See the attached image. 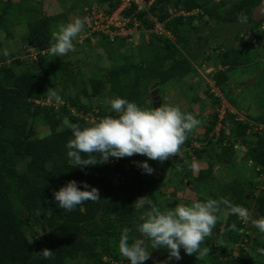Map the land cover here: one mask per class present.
<instances>
[{"label": "trees", "instance_id": "16d2710c", "mask_svg": "<svg viewBox=\"0 0 264 264\" xmlns=\"http://www.w3.org/2000/svg\"><path fill=\"white\" fill-rule=\"evenodd\" d=\"M33 2L26 1L22 7L25 10H20L27 11L30 16L26 20L28 31L23 41L36 53V58L29 51L26 55L31 56V60L9 52L5 56L0 42V264H69V261L76 264H127V259L118 250L121 233L124 228H129L133 236L138 235L136 225L147 219L149 211L147 204L135 207V201L147 196L162 211L174 208L172 204L164 207L161 201L162 188L170 184L166 181L169 171L172 173L170 180L175 175L180 177L172 193L174 197L186 189V178L191 185H196L194 192L206 193L207 197L199 198L201 202L227 198L234 205L253 210L256 218L264 216V188H259L260 177H264V114L239 121L237 114L227 111L220 121L216 109L208 117L204 137L194 139L193 131L188 133L179 155L164 162L134 155L110 158L107 163L81 170L70 162L65 147L73 136L64 123L65 118L70 124L83 129L106 116L116 117L110 106L99 105L97 109L93 106L92 99H101L104 93L112 99L119 97L135 102L142 109H154L150 96L153 85L158 83L163 86L196 72L198 56L190 50L192 37L196 36L204 46H209L213 37H218L221 28L244 23L242 10L251 12L255 0L235 1L232 6L227 0H158L152 13H161L160 20L174 38L150 32L140 47L142 53L139 59L122 55L123 63L105 69L102 76L91 80V92L86 88L73 91L85 81L72 61L49 57L51 32L59 23L69 22V13L43 15V2L39 8H33ZM15 3L14 0H0V4L4 5L0 10V30L6 31L9 37H12L10 29L21 22L20 15H16L17 10L12 7ZM98 3L109 14L119 6L118 0H98ZM170 8H182L187 12L199 10V13L169 19ZM139 17L144 19V14ZM144 24L147 29L155 26L148 20ZM203 30L210 33L204 34ZM248 31L254 33V40L234 39L237 44L226 49L215 62L221 68L214 73L213 80L225 93L231 90L229 85L233 73L240 67L253 64L256 53L264 48V31H258L257 27ZM93 36L100 38L99 45L105 47L109 55L117 52L115 44L123 40L112 42L98 33ZM222 49L219 45L215 50ZM49 88L55 89L59 99L64 101L63 105L56 107L55 100L51 105L44 104L49 100L45 94ZM84 97L87 102L83 101ZM227 97L235 104L231 96ZM214 104L221 105L222 100L215 99ZM73 110L80 114L93 113L97 120L86 121ZM40 119L45 120L50 128L44 136L34 134V125ZM220 123L221 129L217 134ZM254 126L262 128L256 131L257 139L250 142ZM196 141L201 143L200 148L193 146ZM238 143L247 147L242 160L254 164L253 173L257 179L251 180L244 175L220 184L215 167L235 170ZM205 156L209 158L207 168L195 175L193 160H202ZM111 160L117 161L116 164H112ZM145 161L154 169L151 175L137 167V162ZM179 166H182L181 171H178ZM146 176H151V179ZM71 180L77 181L81 190H85L81 182L99 189L101 200L85 202L70 212L60 209L54 201L53 192ZM221 209L213 230L223 229V236L230 242L229 250L204 242L202 248L211 245L214 252H220L211 259L206 256L197 260L195 255L189 256L181 249L182 259L169 261L168 251L159 248V264L166 261L167 264H209V261L237 264L229 251L243 241L249 226L230 212L227 220H222L221 213L227 208L221 205ZM212 238V235L209 236L210 240ZM249 241L253 248L264 249L263 244L257 243L258 235L250 236ZM43 249L54 251L53 257L46 260L35 254ZM155 250L148 247L150 253ZM241 258L245 264H260L245 250H242ZM151 263V259L145 262Z\"/></svg>", "mask_w": 264, "mask_h": 264}, {"label": "clouds", "instance_id": "9594fccd", "mask_svg": "<svg viewBox=\"0 0 264 264\" xmlns=\"http://www.w3.org/2000/svg\"><path fill=\"white\" fill-rule=\"evenodd\" d=\"M87 19L76 17L66 24L57 25L51 32L48 49L50 54L63 57L71 52L74 49L73 40L83 31ZM4 55H8L7 50ZM45 94L49 100L60 98L54 88H49ZM107 103L117 114L116 117L106 116L83 129L70 124L65 118L64 123L73 134L65 147L67 157L74 167L84 170L89 166L107 163L110 158L120 159L134 155L146 156L153 161H167L179 155L188 133L200 124L198 119L183 113L178 106L162 104L152 110L142 109L135 102L119 97L110 99ZM137 167L148 175L154 172L146 161L137 162ZM192 169L196 171L197 165L193 164ZM81 183L85 190H81L77 181L71 180L66 186L53 192L54 201L60 209L70 212L85 202L101 200L99 189L87 182ZM145 204L149 206V211L147 219L136 225L138 235L133 236L129 228H124L120 236L118 250L129 264H145L151 258L148 247L153 250L166 249L169 261L181 260V249L189 256L195 255L197 260L204 259L210 249L202 248L201 245L216 228L221 205L242 221L250 219L248 209L232 204L227 198L219 201H193L191 205L178 204L175 208L162 211L145 196L138 198L134 206L138 208ZM252 223L260 233H264V216L252 220ZM232 228L235 229L234 224ZM259 251L264 253V249ZM35 254L47 260L53 257L54 251L43 249Z\"/></svg>", "mask_w": 264, "mask_h": 264}, {"label": "rangeland", "instance_id": "374dc122", "mask_svg": "<svg viewBox=\"0 0 264 264\" xmlns=\"http://www.w3.org/2000/svg\"><path fill=\"white\" fill-rule=\"evenodd\" d=\"M26 1H34L32 6L33 8H39L41 6V3L43 2V15H57L68 12L69 20L76 17L83 18L85 15L84 9L90 4L100 5L98 3V0H14V2L16 3L12 7L13 9L17 10L16 15H20L19 19H21V22L17 23V26H14L10 29L12 32V37H9L6 31L0 30V42L2 43L4 49L7 50V52L14 53L16 57H23L29 60H31V56L26 55L28 51L32 56H34L33 53L35 52L31 50V48H28V45L23 41V36L28 31L26 20L30 17L28 16L27 11H21L25 10L22 7L26 3ZM235 1L242 0H227L230 6H232L233 2ZM3 6V4H0V10L3 8ZM102 7L106 9L104 6ZM198 13L199 10H195L192 15ZM84 28L86 29L85 26ZM85 29H83L78 37L75 38L76 40L74 43V49L71 52L63 57L56 56L62 61H72L76 66V71L80 70L82 73L85 82L83 84H80L78 89L73 88V91H81L82 89L86 88L91 92V80L93 78L102 76L105 69L110 68L116 64L123 63L124 58L122 57V55H125L129 58L135 57L136 59H139L142 53L140 47L143 45V40H145L146 35L151 34L149 31L138 30L137 33H133L134 37L133 35L130 36L133 38L132 41H126L127 44L124 42V47H122V45L124 44L117 43L115 46L118 48V52L109 55L106 52V48L99 45L100 40L98 38H95V40H93L94 42L92 40L88 41V38L91 39L94 38V36H89L88 31H86ZM227 29L221 28L220 34L216 38L213 37V39L210 41L209 46H204L196 36L192 37L190 42V50L196 53L198 56L196 72L186 78L180 79L179 81L172 80L163 86L158 85L162 98L168 105L178 106L181 111L193 115L200 121L199 126L193 129L194 139L204 137L205 128L208 124V117L216 109L221 110L222 116L226 115H224L225 111H231L232 113L237 114L239 116V121H248L249 116L264 114V48L256 53L255 61L253 64L240 67L233 73L232 83L229 85L231 90H228L226 93L223 92L216 86V83L213 80L214 73H216V71L221 68V66H216L215 62L220 56H222L223 52L226 49L237 44V42L235 41L236 39L245 38L249 41L255 39L254 33L248 31L247 26L245 27V29H241L239 31L237 30L238 28L229 30ZM257 30L259 31V27H257ZM201 32H203L204 34L210 33H207V30H203ZM128 43L131 44L127 46ZM219 45H222L223 49L218 51L215 50ZM49 57L50 59H53L55 56L50 54ZM199 63H201V65H199ZM254 80L256 81L255 85L245 86V84L253 82ZM153 90L154 87L151 88V92ZM227 95L232 97V99L235 101V104L228 99ZM195 98L198 99L197 102L194 101ZM218 98L222 100L221 105L214 104L215 99ZM82 99L84 102L88 101L87 99H85V97ZM110 99L112 98L108 97L104 93L101 99H92V104L96 109L99 105L108 107L110 105L107 103V101H109ZM49 101L51 102V104H53V100ZM54 103L56 104V107H58L63 105L64 101L59 99L55 100ZM34 127V134L38 136H44L48 134V132H50V128L47 125V122L43 119H40L38 124H35ZM220 129L221 125L218 126L217 131H219ZM260 129L261 127L259 126L253 127V130L251 131V134L249 136L250 142H254L257 139L256 131H259ZM195 143L199 144V147L195 148L201 147V143H199L198 141H196ZM236 151L237 159L235 163L236 168L234 167V171L225 169L222 166L215 167V174L217 175L220 184L235 180L244 175H248V173V178H250L251 180L257 179L255 173H253L254 164L253 166H249L251 164L250 162H243L242 160V156L244 152L247 151V147L243 146L241 143H238L236 145ZM194 161L197 160L194 159L192 164L194 163ZM208 162L209 158L205 156V158L199 161V163H195L198 166L195 173L198 174L200 168H202V170L205 169L208 166ZM181 170L182 166H179L178 171ZM171 175L172 173L169 171L166 176V181L170 182V187L168 186V184H166L167 186L163 187L161 192V201L164 207H167L168 204H172V207L174 208L178 204L191 205L193 201H199L200 197H207L205 192H194L196 191V185H191L186 178V189H184L183 191H179L177 196L174 197L172 193L175 191V185L179 184L180 177H177L175 175V177L170 180V178L172 177ZM146 177L148 180L151 179V176ZM113 179H116V177L113 176ZM259 188L260 190L264 188V177H260ZM249 213L250 221H247V225L249 226L248 229L253 234L259 236V241L257 243H259V245H264V233H260L259 229L254 230L252 220L256 219V217L254 216L253 210H249ZM228 214L229 211L227 209H223L220 218L226 221L228 218ZM205 242L214 243V245L218 249H220L221 247H225L228 249V244L230 243L226 241L223 233L221 235H218V237L214 235L212 240L207 237L205 239ZM250 243V241L248 243L246 242L248 246V256L251 255L256 259L258 263L264 264V253L259 251L260 249L253 248L254 246ZM209 248L210 252L207 255L209 259H211L216 253L220 252V250H216V252H214L211 249V245H209ZM232 251L230 250L229 252L233 255L234 251ZM150 255V259L152 261L151 264H159V261L157 259L159 258L158 250L156 249L154 252L151 251ZM69 264L76 263H74L73 261H69ZM77 264L84 263L80 262ZM209 264H215V262L209 261Z\"/></svg>", "mask_w": 264, "mask_h": 264}, {"label": "built area", "instance_id": "2783aa9c", "mask_svg": "<svg viewBox=\"0 0 264 264\" xmlns=\"http://www.w3.org/2000/svg\"><path fill=\"white\" fill-rule=\"evenodd\" d=\"M119 6L112 12L107 13L106 9H104L101 5L94 4L92 6H88L84 9V17H87V23L85 27L87 28L89 36H93L95 33L100 35H104L108 37L112 42H117L120 39H131L130 36L133 35L134 32L137 33L138 30L149 31L158 35H163L170 39H173L172 33L165 28V23L160 20V14H153L152 9L155 3L158 0H118ZM222 1V0H218ZM170 18L173 19L178 16H189L192 15L193 12H187L182 8H170ZM144 14V19H140L139 15ZM83 17V18H84ZM167 19V20H169ZM148 20L154 23V27L151 29H147L144 25V21ZM34 58H36V53H33ZM39 103V102H38ZM51 104L49 100H47L44 104ZM47 104V105H49ZM219 112L220 121L225 117L221 115V110L217 109ZM75 114L78 116L85 118L86 121L96 122L97 118L93 113L83 114L77 113L73 110ZM93 114V115H91ZM226 114V111L224 115ZM221 125V123L219 124ZM262 128V127H261ZM218 129V127H217ZM220 131V130H219ZM219 131L216 130V133L219 134ZM194 147H199L198 143L193 145ZM112 164H116L117 161L111 160ZM252 219V218H251ZM241 220V219H240ZM250 221V219H249ZM244 225L248 223L243 221ZM248 226V225H247ZM245 233L243 241L235 246L233 249L232 257L236 259L237 264H245V262L241 258L242 250L248 252V243L249 237Z\"/></svg>", "mask_w": 264, "mask_h": 264}, {"label": "flooded vegetation", "instance_id": "af4514ba", "mask_svg": "<svg viewBox=\"0 0 264 264\" xmlns=\"http://www.w3.org/2000/svg\"><path fill=\"white\" fill-rule=\"evenodd\" d=\"M259 2V3H258ZM256 4V5H255ZM255 4H254V8L253 10L250 12H247L244 8V10H242V13L244 14V18L243 20L245 21L243 22H239L237 24L234 25H230V26H226L225 28L227 30L229 29H234V28H238L237 30L239 31V29L243 30L245 29V27H248V30L251 29V27H259L260 31H264V0H255ZM220 34V33H219ZM248 237H253L255 236V234H253L251 231H249L247 233ZM159 261V258H157Z\"/></svg>", "mask_w": 264, "mask_h": 264}, {"label": "water", "instance_id": "95a60500", "mask_svg": "<svg viewBox=\"0 0 264 264\" xmlns=\"http://www.w3.org/2000/svg\"><path fill=\"white\" fill-rule=\"evenodd\" d=\"M255 83L256 81L254 80L253 82L245 84V86L255 85ZM158 85H159L158 83L153 85L154 90L150 94L153 101V108L159 107L162 104H167L162 98V95L160 93V88L158 87ZM222 233H223V229L213 230L212 236L221 235Z\"/></svg>", "mask_w": 264, "mask_h": 264}, {"label": "crops", "instance_id": "0c3cea01", "mask_svg": "<svg viewBox=\"0 0 264 264\" xmlns=\"http://www.w3.org/2000/svg\"><path fill=\"white\" fill-rule=\"evenodd\" d=\"M133 37H134V35H133ZM95 38L96 37H94V38H91V40L93 41V40H95ZM99 40H100V38H98ZM133 40V38L131 37V39H123V40H121V41H118L117 43H119V44H123L124 42L127 44V42H129V41H132ZM127 41V42H126ZM94 42V41H93ZM116 43V44H117ZM115 44V45H116ZM131 43H128V45L127 46H129ZM116 47V46H115ZM116 49H117V52H118V48L116 47ZM203 160V159H202ZM199 161H201V160H197V161H194V163L193 164H195V163H199ZM251 164L249 165V166H253V163L252 162H250ZM202 164V163H201ZM197 165V164H196ZM198 167V166H197ZM207 168V167H206ZM200 170H202V168H200ZM200 170H199V172H200ZM194 172V174L195 175H197L196 173H195V171H193ZM198 172V173H199ZM247 176H249V173H248V175Z\"/></svg>", "mask_w": 264, "mask_h": 264}]
</instances>
